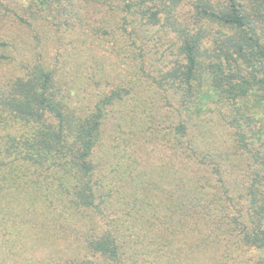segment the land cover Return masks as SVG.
<instances>
[{
	"label": "trees",
	"instance_id": "1",
	"mask_svg": "<svg viewBox=\"0 0 264 264\" xmlns=\"http://www.w3.org/2000/svg\"><path fill=\"white\" fill-rule=\"evenodd\" d=\"M0 264H264V0H0Z\"/></svg>",
	"mask_w": 264,
	"mask_h": 264
},
{
	"label": "rangeland",
	"instance_id": "2",
	"mask_svg": "<svg viewBox=\"0 0 264 264\" xmlns=\"http://www.w3.org/2000/svg\"><path fill=\"white\" fill-rule=\"evenodd\" d=\"M92 72H93V71H91L90 74H91ZM109 146H111V145H109ZM105 148H106V147H103V149H105ZM103 149H102V151H103ZM100 154L103 155V153H100ZM162 186H163V187H166L164 183L162 184ZM166 195H168L167 192H165L164 195H163V198H164V199L166 198Z\"/></svg>",
	"mask_w": 264,
	"mask_h": 264
}]
</instances>
